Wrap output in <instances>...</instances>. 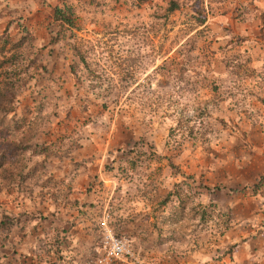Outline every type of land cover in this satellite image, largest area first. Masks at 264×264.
I'll return each instance as SVG.
<instances>
[{"label": "rangeland", "instance_id": "rangeland-1", "mask_svg": "<svg viewBox=\"0 0 264 264\" xmlns=\"http://www.w3.org/2000/svg\"><path fill=\"white\" fill-rule=\"evenodd\" d=\"M0 264H264V0H0Z\"/></svg>", "mask_w": 264, "mask_h": 264}, {"label": "crops", "instance_id": "crops-1", "mask_svg": "<svg viewBox=\"0 0 264 264\" xmlns=\"http://www.w3.org/2000/svg\"><path fill=\"white\" fill-rule=\"evenodd\" d=\"M32 219V218H31ZM84 220V219H83ZM32 221V220H31ZM31 221H29V222H31ZM34 221V220H33ZM51 226L52 227H54V228H58V227H55V225L54 224H52L51 223ZM29 227H27V229H28ZM69 228H71L70 227V225H69V223L67 222V221H64L63 220V226H62V229H69ZM99 228V227H98ZM66 231V230H65ZM27 232H28V230H27ZM85 233H86V230H85V226L82 224L81 225V222L79 221L78 222V225L77 226H75V227H73V228H71V230L70 231H68V233H67V235H71V237L72 238H74V239H76V238H80V237H82V236H84L85 235ZM43 234V233H42ZM33 235V233H28V234H25V236H32ZM13 241L16 243H20L21 241L19 240V238L17 237V236H14L13 237ZM18 245L19 244H16V246L18 247ZM16 248V247H15ZM26 248V250L27 251H25V249H22L20 252H16L15 250H14V253L16 252V254H17V256H21L23 253H29V249L27 248V247H25Z\"/></svg>", "mask_w": 264, "mask_h": 264}, {"label": "built area", "instance_id": "built-area-1", "mask_svg": "<svg viewBox=\"0 0 264 264\" xmlns=\"http://www.w3.org/2000/svg\"><path fill=\"white\" fill-rule=\"evenodd\" d=\"M101 222H102L100 223L101 226L104 227L105 230L108 229V225L106 221L102 220ZM107 240L106 241L110 244L109 250L112 255L117 256V257L119 256L124 257L125 255L130 253L127 245L121 239H116V238L107 236Z\"/></svg>", "mask_w": 264, "mask_h": 264}, {"label": "trees", "instance_id": "trees-1", "mask_svg": "<svg viewBox=\"0 0 264 264\" xmlns=\"http://www.w3.org/2000/svg\"><path fill=\"white\" fill-rule=\"evenodd\" d=\"M172 2H173V5L176 4V3H174V1H172ZM170 10H176V9L171 8ZM55 14L57 16V20L58 21L59 20L62 21V23L68 25V27L72 26L73 22L71 20V17L70 18H66L67 12L65 11V9L57 7L56 10H55ZM78 56L80 57V61H79L78 65H82L83 64L85 67L88 66V62L86 61L84 55L80 56L78 54Z\"/></svg>", "mask_w": 264, "mask_h": 264}]
</instances>
